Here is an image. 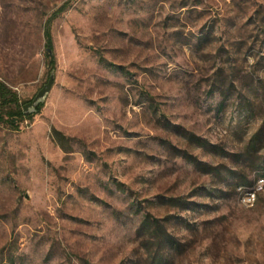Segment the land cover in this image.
<instances>
[{
    "label": "rangeland",
    "instance_id": "rangeland-1",
    "mask_svg": "<svg viewBox=\"0 0 264 264\" xmlns=\"http://www.w3.org/2000/svg\"><path fill=\"white\" fill-rule=\"evenodd\" d=\"M49 56L0 125V264H264V0H0L19 110Z\"/></svg>",
    "mask_w": 264,
    "mask_h": 264
},
{
    "label": "trees",
    "instance_id": "trees-1",
    "mask_svg": "<svg viewBox=\"0 0 264 264\" xmlns=\"http://www.w3.org/2000/svg\"><path fill=\"white\" fill-rule=\"evenodd\" d=\"M46 37L49 40V33H46ZM49 60L48 66L52 70L51 72H53L55 65L54 58L49 56ZM18 104L17 95L4 84L0 83V125H6L8 128L16 131L19 128L20 122L32 118L33 115H27L24 111L19 110ZM41 108L42 106L38 108L37 112ZM55 135H58V133L55 132ZM142 228H146L148 232H152L159 240H164L171 245L175 242L173 237L165 231L163 221L161 220L146 216Z\"/></svg>",
    "mask_w": 264,
    "mask_h": 264
},
{
    "label": "water",
    "instance_id": "water-1",
    "mask_svg": "<svg viewBox=\"0 0 264 264\" xmlns=\"http://www.w3.org/2000/svg\"><path fill=\"white\" fill-rule=\"evenodd\" d=\"M54 72H51L48 83L39 91L34 100L31 103L26 104L23 107L24 113L27 115H34L37 113L38 108L43 105L47 96L50 94L54 83Z\"/></svg>",
    "mask_w": 264,
    "mask_h": 264
},
{
    "label": "bare ground",
    "instance_id": "bare-ground-1",
    "mask_svg": "<svg viewBox=\"0 0 264 264\" xmlns=\"http://www.w3.org/2000/svg\"><path fill=\"white\" fill-rule=\"evenodd\" d=\"M263 180H264V178L258 179L251 190L246 191L242 194L241 203H245L246 200H251L252 197H254V194H256V197L254 199H252L251 201H248L245 204H242L243 206H245L247 208H251L255 205L259 194L264 192V187L261 188Z\"/></svg>",
    "mask_w": 264,
    "mask_h": 264
},
{
    "label": "built area",
    "instance_id": "built-area-1",
    "mask_svg": "<svg viewBox=\"0 0 264 264\" xmlns=\"http://www.w3.org/2000/svg\"><path fill=\"white\" fill-rule=\"evenodd\" d=\"M263 187H264V180H263L262 185H261V188H263ZM255 197H256V194H254V197H252V199H254ZM251 200H246L245 203H247L248 201H251ZM245 203H242V204H245Z\"/></svg>",
    "mask_w": 264,
    "mask_h": 264
}]
</instances>
